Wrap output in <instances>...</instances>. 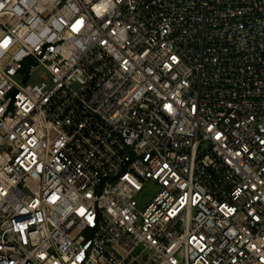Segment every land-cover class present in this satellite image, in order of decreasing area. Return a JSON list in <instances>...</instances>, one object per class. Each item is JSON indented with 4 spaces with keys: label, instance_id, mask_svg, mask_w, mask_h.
<instances>
[{
    "label": "built area",
    "instance_id": "2783aa9c",
    "mask_svg": "<svg viewBox=\"0 0 264 264\" xmlns=\"http://www.w3.org/2000/svg\"><path fill=\"white\" fill-rule=\"evenodd\" d=\"M0 264H264V0H0Z\"/></svg>",
    "mask_w": 264,
    "mask_h": 264
},
{
    "label": "rangeland",
    "instance_id": "374dc122",
    "mask_svg": "<svg viewBox=\"0 0 264 264\" xmlns=\"http://www.w3.org/2000/svg\"><path fill=\"white\" fill-rule=\"evenodd\" d=\"M39 81L37 78L36 80H33L32 82ZM158 191V186L156 184H151L147 190L144 191L142 196L140 197L139 201L142 203L148 202V200Z\"/></svg>",
    "mask_w": 264,
    "mask_h": 264
}]
</instances>
